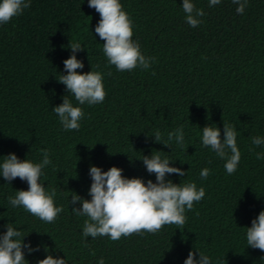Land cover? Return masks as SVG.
<instances>
[{
    "label": "trees",
    "instance_id": "trees-1",
    "mask_svg": "<svg viewBox=\"0 0 264 264\" xmlns=\"http://www.w3.org/2000/svg\"><path fill=\"white\" fill-rule=\"evenodd\" d=\"M120 2L133 40L154 58L148 69L121 72L108 64L104 41L95 35L100 15L88 0H31L22 14L0 25V164L12 153L39 163L41 149L48 150L52 163L40 182L56 190L55 204L64 209L45 223L11 207L8 197L28 184L0 176V234L11 223L25 244L38 247L31 254L24 249L25 264L49 254L66 264H98L101 257L104 264H184L193 250L208 255L211 264H264V252L246 240L247 227L264 211V159L256 158L264 145L251 139L264 138V0H248L243 14L232 0L211 7L209 0H191L205 13L195 28L186 22L183 0ZM70 40L84 48L76 53L84 63L77 71L103 74V103L81 106L58 82L67 74ZM65 95L84 112L79 130L66 131L53 110ZM224 122L235 127L241 152L231 175L201 143L205 126L219 127L223 138ZM181 127L183 147L175 140L166 147L149 136L159 130L163 142ZM153 152L186 173L166 179L205 189V197L186 210L183 229L165 225L155 234L118 241L84 237L87 217L73 212L82 204H71V197L91 200L90 167L115 166L126 178L156 182L141 160ZM204 168L210 169L207 179L200 176Z\"/></svg>",
    "mask_w": 264,
    "mask_h": 264
},
{
    "label": "clouds",
    "instance_id": "clouds-1",
    "mask_svg": "<svg viewBox=\"0 0 264 264\" xmlns=\"http://www.w3.org/2000/svg\"><path fill=\"white\" fill-rule=\"evenodd\" d=\"M232 2L238 5L236 12L243 14L248 0ZM219 3L221 0H209L210 7ZM30 6L31 0H0V25L9 23L13 17L22 14ZM88 6L100 15L95 35L104 41L103 54L108 64L121 72L133 71L136 68L148 69L154 58L145 57L141 53L139 43L133 40L132 21L123 10L120 0H88ZM182 9L186 14V22L192 28L201 23L198 17L204 16L205 13L203 9H197L191 0H183ZM68 48L72 56L63 62L67 74L62 73L58 82L66 86L67 93L72 94L81 106L103 103L106 98L103 74L93 70L78 72L77 69L84 68V63L77 59L76 53L84 48L79 42L71 40ZM53 110L66 131L79 130L84 112L81 107L74 106L67 95L63 97V103L53 107ZM149 136H154L157 143L166 147H170L173 140L180 147L184 144L183 127L169 132L167 140L163 142L159 130ZM251 139L256 147L264 145L262 137L254 136ZM201 143L225 161L224 168L229 175L235 173L241 160V152L237 146V131L234 126L224 122L223 138L219 127H203ZM41 154L43 158L39 163L29 159L22 161L15 153L4 156L5 159L0 164V176L8 183L19 178L28 184L27 190H17L15 196L8 197L11 207H22L41 221L53 223L64 209L55 204L56 190L49 191L40 182L44 174L43 169L52 163L48 150L41 149ZM256 158L264 159V152L256 153ZM141 160L147 172L156 176V182H145L142 178H126L123 169L115 166L108 171L96 166L90 167L91 200L84 199L77 193L71 197V204H82V207L73 208V212L87 217L83 225L84 237L95 239L107 236L112 241H118L133 234H155L165 225H175L177 229H183L186 210H192L194 204L205 197V189L197 188L194 182L176 184L166 179L169 174L183 177L186 173L171 166V161L162 158L159 152H153L151 156L143 155ZM209 175L208 168L200 172L202 179H207ZM20 237L22 232L8 223L7 231L0 234V264H25L24 249L27 248L30 254L39 250L38 247L33 248L30 243L25 244V237ZM246 240L248 247L264 252V211L253 219L251 227H247ZM197 251H190L184 264H211L210 257L202 251H198L197 260ZM92 255L95 256L94 251ZM37 264H66V260L49 254L46 258L38 260ZM98 264H104L102 257Z\"/></svg>",
    "mask_w": 264,
    "mask_h": 264
}]
</instances>
